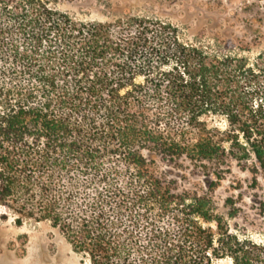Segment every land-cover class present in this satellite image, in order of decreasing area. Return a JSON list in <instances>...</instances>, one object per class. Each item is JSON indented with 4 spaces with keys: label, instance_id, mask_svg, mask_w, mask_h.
<instances>
[{
    "label": "trees",
    "instance_id": "16d2710c",
    "mask_svg": "<svg viewBox=\"0 0 264 264\" xmlns=\"http://www.w3.org/2000/svg\"><path fill=\"white\" fill-rule=\"evenodd\" d=\"M0 10L18 22L0 27V206L18 226L50 223L90 264H264V244L233 234L209 194L156 168L189 161L210 193L230 162L264 180V52L186 44L144 18ZM211 111L225 131L201 120Z\"/></svg>",
    "mask_w": 264,
    "mask_h": 264
},
{
    "label": "rangeland",
    "instance_id": "374dc122",
    "mask_svg": "<svg viewBox=\"0 0 264 264\" xmlns=\"http://www.w3.org/2000/svg\"><path fill=\"white\" fill-rule=\"evenodd\" d=\"M43 4L82 23L115 24L128 18L167 23L177 29L186 44L220 53L237 52L255 58L264 52V0H0V6ZM16 17L0 10V27L15 34ZM22 44V41L19 40ZM172 66V64L170 65ZM143 77L137 79L138 83ZM201 120L209 128L225 131L226 116L207 112ZM147 155V153H145ZM211 171L216 168L209 165ZM248 167V166H247ZM158 172L176 183L179 192L209 194L218 214L240 238L264 244V180L253 176L237 162L223 166L219 188L208 192L201 168L189 161H158ZM235 212L236 217H231ZM0 264H90L50 223L26 221L18 226L14 216L0 206ZM213 264H233L231 258Z\"/></svg>",
    "mask_w": 264,
    "mask_h": 264
}]
</instances>
